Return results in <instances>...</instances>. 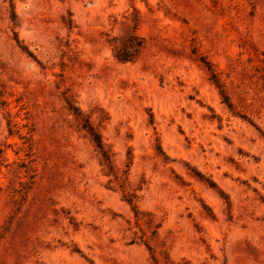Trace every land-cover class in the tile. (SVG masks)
<instances>
[{"label":"rangeland","instance_id":"rangeland-1","mask_svg":"<svg viewBox=\"0 0 264 264\" xmlns=\"http://www.w3.org/2000/svg\"><path fill=\"white\" fill-rule=\"evenodd\" d=\"M0 264H264V0H0Z\"/></svg>","mask_w":264,"mask_h":264}]
</instances>
